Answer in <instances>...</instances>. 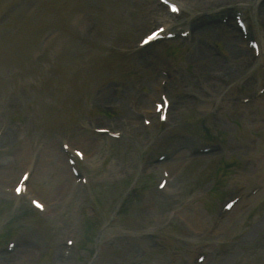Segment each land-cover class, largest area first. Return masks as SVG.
Here are the masks:
<instances>
[{
	"label": "rangeland",
	"instance_id": "rangeland-1",
	"mask_svg": "<svg viewBox=\"0 0 264 264\" xmlns=\"http://www.w3.org/2000/svg\"><path fill=\"white\" fill-rule=\"evenodd\" d=\"M217 1L0 0V228L19 208L0 264H264V0ZM231 4L256 58L233 22H202ZM165 16L191 33L139 46ZM162 93L167 120L142 116ZM25 171L45 210L14 192Z\"/></svg>",
	"mask_w": 264,
	"mask_h": 264
},
{
	"label": "bare ground",
	"instance_id": "bare-ground-1",
	"mask_svg": "<svg viewBox=\"0 0 264 264\" xmlns=\"http://www.w3.org/2000/svg\"><path fill=\"white\" fill-rule=\"evenodd\" d=\"M236 60H240V58L236 59ZM1 170V169H0Z\"/></svg>",
	"mask_w": 264,
	"mask_h": 264
}]
</instances>
